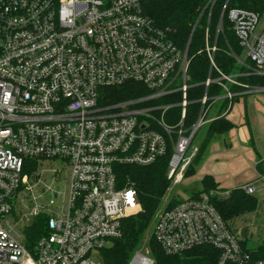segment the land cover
Masks as SVG:
<instances>
[{
  "label": "built area",
  "instance_id": "built-area-1",
  "mask_svg": "<svg viewBox=\"0 0 264 264\" xmlns=\"http://www.w3.org/2000/svg\"><path fill=\"white\" fill-rule=\"evenodd\" d=\"M143 1L0 0V264H96L93 254L121 239L124 221L142 211L137 191L120 186L118 168L151 166L170 154L167 178L180 184L212 109L222 100L233 108L236 94L228 84L244 88L243 95L264 89L237 81L264 77V15L228 12L227 26L246 53L233 56L248 72L225 75L215 55L230 1L215 34L218 0L207 1L193 33L205 19L197 55L207 56L209 77L199 118L187 128L192 36L180 47L145 14ZM128 84L142 95L107 103L106 88ZM213 86L225 94L209 96ZM175 109L181 110L177 121ZM56 162L66 167L64 176L46 169ZM62 182L64 192L57 186ZM214 196L192 195L158 209L145 254L137 251L129 264H155L152 239L166 256L208 246L219 252L216 264H264L223 219ZM39 218L45 233L30 247L29 228Z\"/></svg>",
  "mask_w": 264,
  "mask_h": 264
},
{
  "label": "trees",
  "instance_id": "trees-1",
  "mask_svg": "<svg viewBox=\"0 0 264 264\" xmlns=\"http://www.w3.org/2000/svg\"><path fill=\"white\" fill-rule=\"evenodd\" d=\"M209 0H144L143 10L155 24L163 29H169L176 44L183 49L186 48L190 37L192 41L189 50L191 59L189 67L190 84L194 87L189 90L191 102L187 110L185 126L191 128L197 122L201 104L198 100L206 94L205 82L209 77L210 62L206 55H197L204 42L205 27L207 21L203 19L195 32L193 28L199 16V10ZM227 0H218L214 8L212 22V34H215L217 23ZM231 9H244L264 15V0H230L225 16V32L219 38V50L215 55V63L225 75H240L248 72L247 69L233 56H243V48L235 33L227 26L228 12ZM193 33V35H192ZM247 65H252L249 60ZM239 83L251 88H264V77L250 75L239 76ZM232 93L236 94L232 99V107L240 101L246 91L244 88L228 84ZM105 100L114 103L142 95L143 90L138 85L128 84L120 88H106ZM225 91L222 87L213 86L209 89V96H223ZM229 100H222L217 116L207 126L203 140L198 143L199 151L192 164L188 168L185 178L196 173V168L203 161L204 156L213 140L225 137L235 125L228 120L227 110ZM174 121L181 119V110H171ZM197 138V137H196ZM171 155L159 159L155 164L147 167L122 166L117 170V177L121 187H133L137 193L142 206V211L124 221V234L121 239L115 240L113 244L100 252L103 264H129L134 254L142 246V240L153 223L154 216L160 204L166 196L171 182L167 178L168 162ZM203 191L193 194L200 197L203 194L215 193L212 203L215 205L223 219L230 222L245 214L255 212L258 209V199L248 194L244 189H234L230 192L220 189L212 176H205L202 180ZM29 246H33L37 239L45 233V219L39 218L29 228ZM244 244V243H243ZM245 245V244H244ZM151 255L155 264H216L219 252L212 247L202 246L194 248L182 255L166 256L159 245L152 239L149 243ZM253 252L256 259L264 258V246H260Z\"/></svg>",
  "mask_w": 264,
  "mask_h": 264
},
{
  "label": "crops",
  "instance_id": "crops-1",
  "mask_svg": "<svg viewBox=\"0 0 264 264\" xmlns=\"http://www.w3.org/2000/svg\"><path fill=\"white\" fill-rule=\"evenodd\" d=\"M239 105L240 110H234ZM216 111L212 119L217 116ZM235 128L210 146L198 165V176H212L220 189L253 187L264 207V89L246 92L227 115ZM256 194L259 196L257 197Z\"/></svg>",
  "mask_w": 264,
  "mask_h": 264
},
{
  "label": "rangeland",
  "instance_id": "rangeland-1",
  "mask_svg": "<svg viewBox=\"0 0 264 264\" xmlns=\"http://www.w3.org/2000/svg\"><path fill=\"white\" fill-rule=\"evenodd\" d=\"M263 24H264V16L261 19V23L259 27H261ZM242 58L243 59L246 58L245 52L243 53ZM220 105L221 103H217V105L212 109V112L210 113L207 119H211L215 115L216 111L219 110ZM234 110H240L239 105H237V107L235 106ZM205 132H206V126H203L197 135L195 143L198 144L203 140ZM217 140L218 139L213 140L210 146H212V144L216 142ZM46 169L59 170L61 171V173H63V176H64V172L66 171V167L63 164H60L58 162L49 165L48 167H46ZM45 179L47 180L48 184H51L52 181H50L47 177H45ZM57 186H60L62 188V192L65 191L64 190L65 183L62 182L61 184H58ZM202 191H203V183H202V179L198 176V167H197L196 173L194 175L185 178L178 185H175L173 183L170 185V188L166 196L162 200V204L160 205L159 211L164 209L166 205L173 200L180 201L183 198L192 197L193 194L199 193ZM211 193L215 194L214 192H211ZM256 196L259 197L257 194ZM48 198H49V195L42 196L39 202L46 203ZM59 200L60 201L62 200V196L60 197ZM228 224H229V227L235 233L237 232L239 233L240 239L243 241V243L249 250H255L259 248L260 246H264V207L258 208L255 212L248 213L237 219H234L228 222ZM154 228H155V224L152 223L149 230L146 232V234L143 237L142 246L138 250L142 254H145L148 241L153 234ZM93 259L96 264H103L102 256L99 253L95 252L93 254Z\"/></svg>",
  "mask_w": 264,
  "mask_h": 264
},
{
  "label": "water",
  "instance_id": "water-1",
  "mask_svg": "<svg viewBox=\"0 0 264 264\" xmlns=\"http://www.w3.org/2000/svg\"><path fill=\"white\" fill-rule=\"evenodd\" d=\"M230 1V0H229Z\"/></svg>",
  "mask_w": 264,
  "mask_h": 264
}]
</instances>
